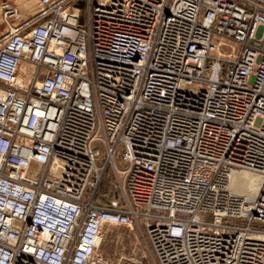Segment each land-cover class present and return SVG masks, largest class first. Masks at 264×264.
<instances>
[{"label": "built area", "instance_id": "obj_1", "mask_svg": "<svg viewBox=\"0 0 264 264\" xmlns=\"http://www.w3.org/2000/svg\"><path fill=\"white\" fill-rule=\"evenodd\" d=\"M79 1L1 3L0 264H264V0Z\"/></svg>", "mask_w": 264, "mask_h": 264}, {"label": "rangeland", "instance_id": "obj_2", "mask_svg": "<svg viewBox=\"0 0 264 264\" xmlns=\"http://www.w3.org/2000/svg\"><path fill=\"white\" fill-rule=\"evenodd\" d=\"M72 1L74 0H70V2ZM79 3H83V0H80ZM118 163L119 165L122 164L120 160H118ZM243 178H246L250 184L247 191L252 195L256 194L259 188V182L256 175L247 174ZM105 181L108 186H111L113 183L115 186H118L117 178L113 173L112 167L108 168L105 175ZM243 183L245 186L246 181ZM109 192L110 198H108L105 202H109L116 197H121L120 191L115 194H112L111 191ZM100 250L111 258H115L120 255L132 257L133 259H128L130 260L128 261L129 264H158L144 243V240L141 237V232L135 226H105L102 231Z\"/></svg>", "mask_w": 264, "mask_h": 264}, {"label": "crops", "instance_id": "obj_3", "mask_svg": "<svg viewBox=\"0 0 264 264\" xmlns=\"http://www.w3.org/2000/svg\"><path fill=\"white\" fill-rule=\"evenodd\" d=\"M4 0H0V45L3 43L6 37L7 27L3 21L2 7L1 3ZM16 2L24 15L21 21L22 30L35 25L40 18V14L37 10V0H12Z\"/></svg>", "mask_w": 264, "mask_h": 264}, {"label": "trees", "instance_id": "obj_4", "mask_svg": "<svg viewBox=\"0 0 264 264\" xmlns=\"http://www.w3.org/2000/svg\"><path fill=\"white\" fill-rule=\"evenodd\" d=\"M112 194H115L116 192L118 193L120 190L118 188V186H115L114 183L111 186H108L105 178L102 181V183L100 184L99 188H98V195L99 197L102 198V200L105 202L108 200V198H110V192Z\"/></svg>", "mask_w": 264, "mask_h": 264}, {"label": "bare ground", "instance_id": "obj_5", "mask_svg": "<svg viewBox=\"0 0 264 264\" xmlns=\"http://www.w3.org/2000/svg\"><path fill=\"white\" fill-rule=\"evenodd\" d=\"M244 176H242V175H238L237 176V178L236 179H238V180H236V181H247L246 182V184H245V186H244V188L241 190L242 192H248L247 190H248V187L250 186V184H249V181L246 179V178H243ZM257 178H258V182H259V187H260V180H259V177L258 176H256Z\"/></svg>", "mask_w": 264, "mask_h": 264}]
</instances>
